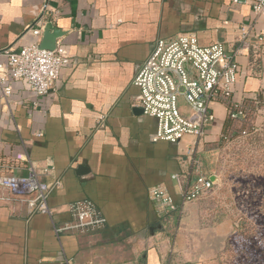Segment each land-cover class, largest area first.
I'll use <instances>...</instances> for the list:
<instances>
[{"label":"crops","instance_id":"crops-1","mask_svg":"<svg viewBox=\"0 0 264 264\" xmlns=\"http://www.w3.org/2000/svg\"><path fill=\"white\" fill-rule=\"evenodd\" d=\"M43 1L0 0V50L34 40L27 29ZM253 1H55L52 21L64 32L57 48L73 64L38 106L21 81H13L10 107L0 95V173L26 174L30 162L17 161L19 154L38 171L48 169L43 178L52 186L53 215L31 211L0 188V264H206L191 256L183 222L189 203L174 178H195L189 154L194 137L153 141L158 122L134 105V79L159 39L193 32L202 45L241 47L235 96L264 99V54L256 41L264 21L253 24ZM246 28L252 37L242 45ZM213 106L217 123L209 132L227 115L223 104ZM157 185L171 191L176 209L164 212L151 199ZM81 200L92 201L105 224L86 232L58 231L72 218L70 204Z\"/></svg>","mask_w":264,"mask_h":264},{"label":"built area","instance_id":"built-area-1","mask_svg":"<svg viewBox=\"0 0 264 264\" xmlns=\"http://www.w3.org/2000/svg\"><path fill=\"white\" fill-rule=\"evenodd\" d=\"M55 1H43L36 22L27 29L34 38L31 43L24 44L18 50H0V95L9 107L14 90L13 81H21L33 91L37 97L34 104L38 106L39 99L56 89L63 70L74 62L71 55L62 49L50 50L40 46L47 21L57 16ZM244 1L246 0H231V3L239 4ZM252 19L255 25L264 21V0L253 1ZM251 37L252 28L244 29L240 43H248ZM256 41L262 46L264 54V29L257 33ZM241 50L239 47L231 51L221 41L202 45L195 33H179L156 42L134 79V84L139 88L134 105L158 122L157 131L152 135L153 141L179 143L187 136L194 137L189 154L196 164L195 178L191 182H185L178 174L174 175L184 189V203L194 202L217 182L215 177L212 179L214 175L200 172L194 159L199 143L217 120L213 104H223L230 119L246 116L247 106L235 96L241 74L238 60ZM180 97L188 104V114H183L180 110ZM16 159L30 162L28 172L0 173V188L24 201L31 211L53 215L49 205L52 186L43 178V173H48L49 170L38 171L23 154L17 155ZM150 197L164 212L178 206L173 194L164 185L152 187ZM69 211L71 220L59 227L58 231H92L100 229L106 222L101 211L90 200L71 203Z\"/></svg>","mask_w":264,"mask_h":264},{"label":"rangeland","instance_id":"rangeland-1","mask_svg":"<svg viewBox=\"0 0 264 264\" xmlns=\"http://www.w3.org/2000/svg\"><path fill=\"white\" fill-rule=\"evenodd\" d=\"M243 102L246 116L226 115L194 155L199 171L217 179L183 221L191 256L206 264H264V99ZM179 106L189 113L183 97Z\"/></svg>","mask_w":264,"mask_h":264},{"label":"water","instance_id":"water-1","mask_svg":"<svg viewBox=\"0 0 264 264\" xmlns=\"http://www.w3.org/2000/svg\"><path fill=\"white\" fill-rule=\"evenodd\" d=\"M64 35V32L56 27L53 23V21L50 19L47 21L45 27H44V32H43V37L41 40V48L45 49H50L54 50L57 48L58 45V39ZM143 113V109L138 107ZM215 176H212V179Z\"/></svg>","mask_w":264,"mask_h":264},{"label":"trees","instance_id":"trees-1","mask_svg":"<svg viewBox=\"0 0 264 264\" xmlns=\"http://www.w3.org/2000/svg\"><path fill=\"white\" fill-rule=\"evenodd\" d=\"M249 101V100H248ZM256 101V100H255ZM250 102H254V99L253 100H250Z\"/></svg>","mask_w":264,"mask_h":264}]
</instances>
